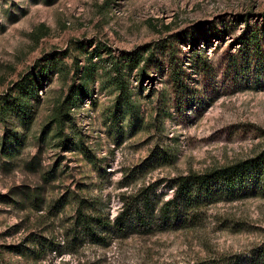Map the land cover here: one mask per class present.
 <instances>
[{
	"label": "rangeland",
	"instance_id": "obj_1",
	"mask_svg": "<svg viewBox=\"0 0 264 264\" xmlns=\"http://www.w3.org/2000/svg\"><path fill=\"white\" fill-rule=\"evenodd\" d=\"M246 28L264 29V0H0V97L45 71L27 113L0 118V264H264L261 194L195 228L96 239L74 223L81 198L112 219L122 193L166 199L170 177L264 147V36L245 52ZM41 243L37 260L12 252Z\"/></svg>",
	"mask_w": 264,
	"mask_h": 264
},
{
	"label": "trees",
	"instance_id": "obj_2",
	"mask_svg": "<svg viewBox=\"0 0 264 264\" xmlns=\"http://www.w3.org/2000/svg\"><path fill=\"white\" fill-rule=\"evenodd\" d=\"M262 36H264V29L246 28L241 32L238 41L248 49L245 52L255 51L260 54V48L256 49L255 45L258 46L259 38ZM251 45L254 47L251 48ZM44 73V70H39L34 75L17 81L15 87L18 89V94L10 100L7 97H0V118L9 111L18 115L27 113L28 100L42 85ZM172 74L177 86V83H180L179 75L175 69ZM118 77L115 81L119 97L129 100V91ZM86 94L82 87H76L57 105L53 121L59 132H62L64 122L68 119L70 108L78 97L87 96ZM4 140L2 142L7 143L9 139ZM170 158L168 156L167 160ZM166 187L170 191L166 199L151 195L144 187L128 194L122 193L118 199L119 207L112 219L106 216L103 218L101 210L93 202L81 198L77 200L74 223L79 224L96 239H102L103 233L109 232V226L119 233H125L134 225L144 231L195 228L202 222L207 208L213 204L232 202L249 195L264 196V147L248 158L212 166L203 171L191 170L185 174L170 177ZM52 246L51 243L47 245L41 243L28 249L12 252L37 260L47 249H52ZM8 248L10 249L11 246ZM27 250L30 253H26Z\"/></svg>",
	"mask_w": 264,
	"mask_h": 264
}]
</instances>
